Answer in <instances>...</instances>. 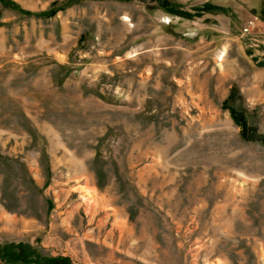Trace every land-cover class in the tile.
<instances>
[{
    "label": "rangeland",
    "instance_id": "374dc122",
    "mask_svg": "<svg viewBox=\"0 0 264 264\" xmlns=\"http://www.w3.org/2000/svg\"><path fill=\"white\" fill-rule=\"evenodd\" d=\"M263 91L264 0H0V250L264 264Z\"/></svg>",
    "mask_w": 264,
    "mask_h": 264
},
{
    "label": "trees",
    "instance_id": "16d2710c",
    "mask_svg": "<svg viewBox=\"0 0 264 264\" xmlns=\"http://www.w3.org/2000/svg\"><path fill=\"white\" fill-rule=\"evenodd\" d=\"M245 131H246L245 126L240 129V136L244 140H261L264 144V139H261L259 136L255 135L254 133H247ZM0 261L11 262V263H22V264L26 263L24 262L23 258L15 256V254L13 253L10 255H7V253H5L3 250H0Z\"/></svg>",
    "mask_w": 264,
    "mask_h": 264
},
{
    "label": "crops",
    "instance_id": "0c3cea01",
    "mask_svg": "<svg viewBox=\"0 0 264 264\" xmlns=\"http://www.w3.org/2000/svg\"><path fill=\"white\" fill-rule=\"evenodd\" d=\"M242 95V94H241ZM227 96H228V93H226V95L224 96V97H226L227 98ZM242 96H246V95H242ZM262 96H263V98H264V91H263V93H262ZM223 97V98H224ZM224 100V99H223Z\"/></svg>",
    "mask_w": 264,
    "mask_h": 264
},
{
    "label": "built area",
    "instance_id": "2783aa9c",
    "mask_svg": "<svg viewBox=\"0 0 264 264\" xmlns=\"http://www.w3.org/2000/svg\"><path fill=\"white\" fill-rule=\"evenodd\" d=\"M245 32H247V30H245Z\"/></svg>",
    "mask_w": 264,
    "mask_h": 264
},
{
    "label": "bare ground",
    "instance_id": "6f19581e",
    "mask_svg": "<svg viewBox=\"0 0 264 264\" xmlns=\"http://www.w3.org/2000/svg\"><path fill=\"white\" fill-rule=\"evenodd\" d=\"M150 245V244H149Z\"/></svg>",
    "mask_w": 264,
    "mask_h": 264
}]
</instances>
